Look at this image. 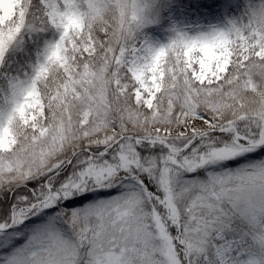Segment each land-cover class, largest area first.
I'll return each instance as SVG.
<instances>
[{
    "label": "snow or ice",
    "instance_id": "1",
    "mask_svg": "<svg viewBox=\"0 0 264 264\" xmlns=\"http://www.w3.org/2000/svg\"><path fill=\"white\" fill-rule=\"evenodd\" d=\"M0 264H264V0H0Z\"/></svg>",
    "mask_w": 264,
    "mask_h": 264
}]
</instances>
